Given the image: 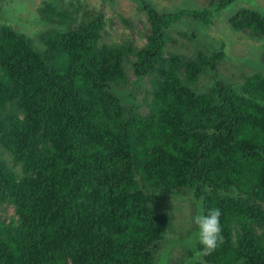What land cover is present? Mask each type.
<instances>
[{
    "label": "trees",
    "instance_id": "obj_1",
    "mask_svg": "<svg viewBox=\"0 0 264 264\" xmlns=\"http://www.w3.org/2000/svg\"><path fill=\"white\" fill-rule=\"evenodd\" d=\"M135 1L141 47L105 42L103 13L58 3L34 38L0 25V207L14 211L0 264H155L172 194L221 210L222 241L195 264H264V73L237 88L215 80L224 53L167 51L185 17L205 27L236 0ZM231 27L264 37V15L243 9Z\"/></svg>",
    "mask_w": 264,
    "mask_h": 264
},
{
    "label": "rangeland",
    "instance_id": "obj_2",
    "mask_svg": "<svg viewBox=\"0 0 264 264\" xmlns=\"http://www.w3.org/2000/svg\"><path fill=\"white\" fill-rule=\"evenodd\" d=\"M147 1L162 12H171L177 7H199L195 0ZM48 3H53V6L58 3L70 11H78L79 17L87 11L103 13L106 23L104 41L107 43L129 41L137 47L146 44L144 35L148 28L147 15L135 0H0V25H8L16 33L34 38L52 27V24L45 21L54 15L50 10L46 13L45 4ZM243 9L256 10L264 15V0H236L226 9L215 12L211 23L205 27L191 16L185 17L169 29L171 39L167 47L168 53L187 56H195L199 52L224 53L225 57L219 64L215 80H222L234 87L241 86L244 77L258 71L264 73V37H251L231 27V20ZM192 33H196L193 39ZM212 82V77L205 75L200 78L199 86L208 87ZM147 86L150 87L149 84ZM140 92L144 93L143 90ZM0 160L3 159L0 157ZM165 196L175 199L171 210V231L167 235L171 241H167L165 236L156 254L155 264H195L202 257L198 253L199 243L195 236L198 229L193 223V217L202 212V204L198 205V202L187 196ZM160 202L163 206L172 205L162 198ZM13 214V208L0 207V216L9 219Z\"/></svg>",
    "mask_w": 264,
    "mask_h": 264
},
{
    "label": "clouds",
    "instance_id": "obj_3",
    "mask_svg": "<svg viewBox=\"0 0 264 264\" xmlns=\"http://www.w3.org/2000/svg\"><path fill=\"white\" fill-rule=\"evenodd\" d=\"M233 197L237 195L235 190L230 193ZM221 195H225L222 191ZM203 197L198 202L202 204ZM221 210L219 208L209 209L206 213L200 212L193 217V223L196 225L198 231L195 234L199 245L202 246L200 255H209L217 247L218 243L222 241L221 224H220Z\"/></svg>",
    "mask_w": 264,
    "mask_h": 264
}]
</instances>
